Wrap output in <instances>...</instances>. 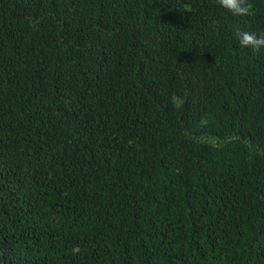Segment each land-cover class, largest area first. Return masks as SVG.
<instances>
[{
    "label": "trees",
    "instance_id": "16d2710c",
    "mask_svg": "<svg viewBox=\"0 0 264 264\" xmlns=\"http://www.w3.org/2000/svg\"><path fill=\"white\" fill-rule=\"evenodd\" d=\"M0 0V264H264V0Z\"/></svg>",
    "mask_w": 264,
    "mask_h": 264
},
{
    "label": "clouds",
    "instance_id": "9594fccd",
    "mask_svg": "<svg viewBox=\"0 0 264 264\" xmlns=\"http://www.w3.org/2000/svg\"><path fill=\"white\" fill-rule=\"evenodd\" d=\"M217 5L236 17L254 15V7L250 0H216ZM234 37L241 47L251 48L254 52L264 50V32L243 30L239 27L234 31Z\"/></svg>",
    "mask_w": 264,
    "mask_h": 264
}]
</instances>
